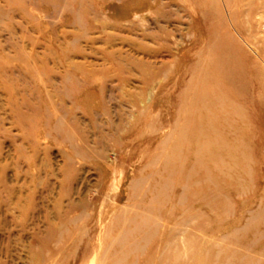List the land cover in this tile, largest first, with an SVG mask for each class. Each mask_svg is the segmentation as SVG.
<instances>
[{
    "label": "rangeland",
    "instance_id": "374dc122",
    "mask_svg": "<svg viewBox=\"0 0 264 264\" xmlns=\"http://www.w3.org/2000/svg\"><path fill=\"white\" fill-rule=\"evenodd\" d=\"M222 1L0 0V264H264V0Z\"/></svg>",
    "mask_w": 264,
    "mask_h": 264
},
{
    "label": "bare ground",
    "instance_id": "6f19581e",
    "mask_svg": "<svg viewBox=\"0 0 264 264\" xmlns=\"http://www.w3.org/2000/svg\"><path fill=\"white\" fill-rule=\"evenodd\" d=\"M224 4H226L225 2H228V0H223L222 1ZM227 5H228V3H227ZM214 11H216V12H219V10L218 9H216V8H214ZM216 37V36H215ZM232 50H229V52H227L228 53V55H227V53H226V59H225V61H226V67L224 68V70H222L220 73H219V75H220V79H222V80H225V81H227L228 82V84H229V86H232L233 85V78H232V74H234V71H233V69L234 68H232V67H229L228 65V57L227 56H229V53L231 52ZM220 79H219V81H220Z\"/></svg>",
    "mask_w": 264,
    "mask_h": 264
}]
</instances>
